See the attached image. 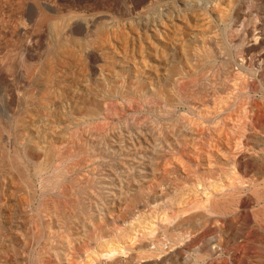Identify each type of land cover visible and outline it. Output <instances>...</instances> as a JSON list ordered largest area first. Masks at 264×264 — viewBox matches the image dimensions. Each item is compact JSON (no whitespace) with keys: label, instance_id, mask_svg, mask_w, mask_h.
Masks as SVG:
<instances>
[{"label":"bare ground","instance_id":"6f19581e","mask_svg":"<svg viewBox=\"0 0 264 264\" xmlns=\"http://www.w3.org/2000/svg\"><path fill=\"white\" fill-rule=\"evenodd\" d=\"M236 1L152 0L117 15L58 10L55 18H38L48 22L49 42L30 41L27 54L23 45H6L0 57V245L15 238L34 264H159L163 236L169 241L174 224L198 227L207 219L202 209L220 201L221 188L202 192L204 202L189 203L192 210L179 206L175 217L167 209L157 213L159 201L172 203L170 184L162 196L155 190L163 161L168 175L171 158L206 156L195 142L204 133L190 118L206 107L197 87L224 51L210 23L227 24ZM189 17L195 31L188 29ZM200 24L207 25L202 32ZM218 76L207 93L225 87ZM216 102L205 118L215 133ZM250 156L264 162L258 150ZM262 181L259 176L252 184ZM167 252L164 264L173 260Z\"/></svg>","mask_w":264,"mask_h":264},{"label":"rangeland","instance_id":"374dc122","mask_svg":"<svg viewBox=\"0 0 264 264\" xmlns=\"http://www.w3.org/2000/svg\"><path fill=\"white\" fill-rule=\"evenodd\" d=\"M138 1L0 0V57L8 53L6 45L11 43L23 45L21 53L27 54L25 45H28L30 41L46 43L51 40L48 22L40 24L39 17L50 20L55 18L54 14L58 10L64 9L63 12L75 10L88 15L98 11H109L117 15L121 11L141 9L152 0H142L141 3ZM33 19L34 22H32ZM35 22L38 25L33 26ZM188 22V29L195 31L194 20L189 17ZM210 24L211 30L216 29L218 40L221 41L220 44L222 43L220 46L223 45L224 51L223 55L218 56L214 62V71L212 70L208 78L197 87L198 91L208 98L206 107L196 108L199 113L190 118L192 120L190 121L195 122L194 124L204 133V136L201 135L202 138L195 142L199 144L206 156L204 158L199 155L175 156L170 160L173 167L170 168L168 175L163 171L165 161L159 165L157 175L159 185L155 192L162 196L166 191V184L169 183L171 189L167 194L172 203L167 206L162 199L158 202L157 213L160 215L167 209L166 211L169 210L171 216L175 217L177 208L184 204L189 206L187 209L192 210L189 203L204 202L202 192L211 190L215 186L221 188L223 192L220 195L224 196L216 197L220 200L216 205L212 206L210 202L208 207L202 209L206 211L207 219L200 222L198 227L178 228L174 224V232L168 236L169 241L163 236L164 251H159L158 262L164 264L162 260L165 258V252L168 251L173 260L167 264H264V162L255 163L250 156L255 150L264 155V0H237L232 10V17L227 24L219 26L215 19L213 24ZM206 27L207 25L204 24L197 26L199 32ZM211 30L207 29V34H211ZM1 50H3L2 53ZM218 73L217 78H220V83L225 81V87L218 93H207L208 85L213 80L212 75H218ZM215 99L219 109L217 119L219 125L216 126L218 134L214 132L215 126L211 123L209 125L206 120L210 118L208 110L213 108ZM150 117L154 116L150 115ZM231 119L234 137L231 136L232 139L228 142L226 131ZM127 122V124L124 122L120 124L130 127L129 119ZM205 126L209 128H204ZM217 136L221 138L220 140L217 138L218 142L215 138ZM228 144L229 147H226ZM213 150L218 153H213ZM207 154L212 156L207 157ZM259 176L263 179L262 183L257 184L258 186L253 185L252 181ZM233 183L235 187L232 188L230 186ZM225 198L228 201H225ZM14 240L15 238H12L10 242L0 245V264H34L33 255L20 250ZM171 242L172 248L168 249L167 243ZM95 247L97 250L98 246Z\"/></svg>","mask_w":264,"mask_h":264}]
</instances>
